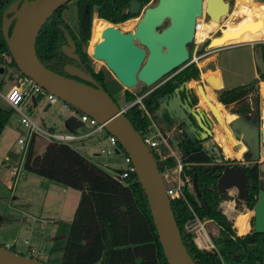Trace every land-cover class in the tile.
I'll return each instance as SVG.
<instances>
[{"label": "trees", "instance_id": "16d2710c", "mask_svg": "<svg viewBox=\"0 0 264 264\" xmlns=\"http://www.w3.org/2000/svg\"><path fill=\"white\" fill-rule=\"evenodd\" d=\"M13 1L0 0V55L4 51L10 54L2 32V15ZM75 4L77 30L73 29L61 14V9L66 4L59 7L45 20L37 34L35 41L37 56L47 67L64 74H66L63 70L65 63L76 64L90 73L98 85L116 101L113 92L120 87L112 88L113 84L103 68L98 70L94 68L85 45L90 35L94 12L96 11L99 17L112 22L123 20L134 15L133 12H122V9L128 6L129 0H75ZM62 26L69 30L74 39L78 60L69 57L62 50V45L66 42ZM219 34L220 31L215 33V35ZM189 45L188 48L191 50L192 42ZM257 45H261L264 52V42H259ZM11 63L16 66L13 59ZM259 75L264 78L262 72ZM199 77L200 68L195 62H190L153 89L146 85L138 92L125 88L124 96L127 102L145 94L141 98L144 107L135 102L128 106L124 113L135 129L143 132L151 123L147 112L153 117L160 102V95L182 82L196 80ZM256 82L257 79L254 78L244 84L216 89L217 99L226 106L232 104L231 112L249 114L252 105L248 94L253 90L255 103H258ZM191 90L192 98L197 102V94L192 87ZM216 103L221 110L223 105ZM12 110L11 107L0 103V133ZM161 126L165 128L163 124ZM34 139L26 153L24 167L40 176L80 190L73 217L67 225L65 238L55 240L50 248V254L60 253L58 264H168L153 223L146 194L135 172L130 173L125 181H122L72 145L57 141H48L39 162L33 164ZM119 146L126 153L120 144ZM177 146L182 161L180 175L195 173L197 186L201 190L192 193L183 184V196L169 197L181 238L195 263L264 264V232H255L251 228L245 235L238 236L231 220L219 207L220 201L228 198L229 195L215 185L219 178L217 172L219 168L215 167L214 170L204 168L206 163L213 159V154L199 142L197 148H192L185 136L177 141ZM230 150H228L229 154ZM243 150L244 147H240L239 152ZM153 156L160 172L165 166L175 164L173 156L164 159H158L155 153ZM247 172L254 186L249 196L243 199L246 206L252 208L257 199L259 172L256 165ZM195 215L201 221L209 219L217 224L219 233L216 236L210 235L217 251L215 248L200 249L192 244L193 234L185 230L184 222ZM193 242L199 246L195 239ZM9 248L16 250L13 245Z\"/></svg>", "mask_w": 264, "mask_h": 264}, {"label": "water", "instance_id": "95a60500", "mask_svg": "<svg viewBox=\"0 0 264 264\" xmlns=\"http://www.w3.org/2000/svg\"><path fill=\"white\" fill-rule=\"evenodd\" d=\"M69 1L14 0L10 3L2 15V32L10 55L22 74L32 77L61 99L95 117L117 137L135 166L167 263L196 264L181 238L157 161L122 107L98 85L90 73L76 64L65 63L64 74L50 69L37 56L35 41L41 26L52 12ZM136 6L138 2L132 0L130 12H135ZM202 9L203 0H158L144 9L132 30L124 31L115 25L105 26L101 32L102 38L90 52L91 57L102 60L123 86L129 88L143 82L153 89L190 63L188 43L193 40L196 19L203 13ZM229 9L228 0H205L204 11L211 20L220 21ZM9 12L11 14L8 15ZM166 17L169 23L158 29L157 26ZM62 30L66 40L62 50L78 60L72 35L65 26H62ZM224 45L209 44L210 47ZM253 56L255 64L264 74L261 45L257 46ZM197 89L206 101L208 110L198 106V96L197 102L189 96H182V92L188 93L189 90L188 82H182L160 95L158 108L153 114L167 131L172 132L176 143L178 133H181L192 148L198 147V140L213 135V120L223 124L220 112L208 99L202 84H198ZM254 107L249 114L236 113L227 124L232 135L246 146L243 154H246L247 160L260 162L263 169L264 160L260 159L264 157V118L259 105L255 104ZM65 121L73 129L83 124L75 115L67 116ZM218 181L220 186H238L242 198L249 196L248 175L240 166H224ZM261 184L263 188L252 207L255 232H264V182ZM193 185L198 188L195 173ZM0 264L49 263L0 244Z\"/></svg>", "mask_w": 264, "mask_h": 264}, {"label": "rangeland", "instance_id": "374dc122", "mask_svg": "<svg viewBox=\"0 0 264 264\" xmlns=\"http://www.w3.org/2000/svg\"><path fill=\"white\" fill-rule=\"evenodd\" d=\"M228 1L230 3L229 12L227 14L223 15L221 17L220 21H217V24L211 30H209L206 27V24L210 21V19L207 17V15H204V16L202 15L201 16L200 21H202L203 24L199 23L201 26H200V30H199V35L198 36H202L201 32H205L206 35H208V33L211 35L210 36V39H211L214 36H218V35H215V33L217 31L225 29V30H228V31H232L230 35H236V36L239 37V36H243L244 34L247 35V31H248L249 28H256V27L264 26V23L260 22V19H259L260 16L264 15V14H263V12L260 13L259 12L260 10H258L260 7L264 8V0L263 1L254 0V2L258 4V5H256V10H254V12H251L249 17L245 16V17H247L246 20L242 21V22H245V23L247 22V23L245 25H243L242 22H241V23L237 24L236 26H234V28L227 27L228 24H230V23H232L234 21H238V20L241 21L242 19L245 18V17H243L244 14H239L236 11V9H237V0H228ZM233 9H234V11H233ZM262 11H264V10H262ZM61 14L65 18V20L69 23V25L73 29L77 30L75 0H70L69 2H67L66 5L61 9ZM94 17H96V16H94ZM94 17L92 18V22H93ZM139 18H140V15L138 14L137 16L130 17V18H128V19H126L124 21H120V22H112L110 20L109 21L107 20L109 22V23H107V21H102V23L99 25L98 28H95L92 25V22H91L90 35H89L88 41H87V43L85 45V50L91 56L90 52L93 51L94 44L98 40L101 39V32L103 30V25L104 26H106V25L107 26L108 25H116L119 28H121L122 30L127 31V30H132L135 27V25H136V23H137ZM256 19L260 23H258V22H250V21H253V20H256ZM94 23H95V20H94ZM241 24H242V26H241ZM235 27H237V28H235ZM223 33H224V31H222L220 34H223ZM245 38H250V37H248V36L243 37V39H245ZM210 39L207 38L202 43L199 44V46L197 48V51L195 52V56L197 57V59H198L199 56H202L206 52V50L208 48H212L213 49V48L219 47V46L210 47L209 46V40ZM256 39H258V38H256ZM231 43H226V45L227 44H231ZM189 44L190 43H188V46H190ZM242 48H243V45H235L233 47H227V48H224V49H220L219 53L221 52V54H223L224 52H226V50L227 51L241 53V49ZM189 51H190L191 56H192L193 44L191 45V50H189ZM197 59L194 62L196 63V65L198 67H200V65L197 64ZM92 63H93V66H94V68L96 70H98L99 68H103V70L107 74V78L111 81V84H113L112 88L120 87L117 91L113 92V95H114V97H115V99L118 102L120 107L126 106L128 104V102L125 100L124 90L127 87L123 86L115 78L113 73L106 67V65L104 64V62L102 60H98V59L92 58ZM19 76H20V70L18 69V67L11 63V59L7 60L1 54L0 55V90L5 91L8 88V86L10 84H12ZM197 85H196V89H197ZM144 86H145V84L143 82H138L135 86L129 87L127 89H129L132 92H138L140 89L144 88ZM196 89L194 88L198 98L199 97L202 98V96L200 95L198 89L197 90ZM260 92L264 95V82H261V84H260ZM248 95H249L250 101H251V103H252V105L254 107V105L256 104L255 103V97H254L255 96V91L254 90L251 91ZM257 101H258L257 104L260 105L259 106L260 108H258V109H261L260 111H261V114H262L263 111H264V99L259 97L257 99ZM0 102L3 103L1 101V99H0ZM40 102H41V104L34 111L27 106V103L23 104V109H24L25 112L29 113L32 116V118L38 124H40L41 126H46L50 122L51 119H55L56 123L59 122V126H60V129H61V130L59 129L60 131H70L69 128H67L64 125V120L67 117L68 111L61 107V102L60 101H58L56 103H53L46 110H43V104L46 103V100L44 98H42ZM206 106H207V103H206ZM207 109H208V106H207ZM253 110L254 109H252V112H253ZM221 111H222L224 116L226 115V117H228L229 113L226 111L224 106L222 107ZM17 117H18V113L15 110H12V113L10 114L8 121L9 122L12 121V120L16 121ZM228 121H229V119L228 120L222 119V123H223V126L225 128V133L227 134V131L229 130V135L231 137H233L234 139H236L232 135V133H231L229 127H228V124H227ZM79 129H80V131H82L83 129H85V127L82 126ZM217 130H216V132H217ZM168 132H169V134H172V132H170V131H168ZM216 134L219 136L217 139L213 138V140H209L208 141L207 140L208 138H207L205 140H202L201 144L205 148H209V147H212V146L216 145L217 148H216V155L215 156L221 157V161H219L217 163L206 164L204 168L205 169L214 170L215 167H218L219 171H217V172H219V176H220L222 174V172H223L224 166H226L228 164L229 165H236L237 163H239L242 160L243 153L240 154L238 157H236L234 154L233 155H229V151H227L225 149L224 145H223L224 140H223V137H222V135H223L222 132H221V134H218V133H216ZM17 137H18V133L16 132V130L15 131L14 130L6 131V129L3 130V133H2V135L0 137V159H1V157H2V155L4 153V151H5V148L8 146V144H9V146L11 148L18 150L19 146H18V143H17ZM43 139L40 138L38 140L37 148L41 147L44 142H47L46 139H44V140ZM218 140L219 141L221 140V143H222L221 145L218 144ZM172 147L174 148L177 156L179 157V155H180L179 149L176 148L174 146V144H172ZM7 149H8V147H7ZM245 149H246V146H245ZM122 154L123 153L120 152L115 157L114 156H107V155H104V154H98V155L101 158L103 157V159L111 161L112 162L111 164L123 166L124 164L122 162L123 161ZM152 154H154V151H152ZM170 156H173V155H170ZM110 158H114L115 160H112ZM263 158L264 157H262L261 159H263ZM175 166H176V159H175V164L174 165L165 166L164 170L162 171V174L163 173L167 174V177H164V179L166 181V185H175L176 181L173 178H176L177 180L179 179L182 182V185L185 184L186 187L189 189V191H191L192 193L201 191L198 186H197L198 187L197 188L198 190H197L194 187V185H193V176H194L193 174L194 173H192V174L188 173L185 176H181L180 174H178L177 171H175ZM207 166H209V167L207 168ZM22 173H24V175H25L27 172L25 170H22ZM41 178H43V177H41ZM166 179H169V182ZM43 180H47V179L43 178ZM215 185L218 188H221V189L225 190L228 195H229V192L232 193V195H229L228 198L223 199L219 203V207L224 212V205L222 204V202L223 201H233V200L235 201L236 211L230 212V213H228V215H226L228 218L231 217V219H229V220H231L232 225H234L236 217H237L238 214H240V213H246V214L250 213L251 214L250 215V219H249L250 229L253 228V209L247 207L246 204L244 203L243 198L240 196L239 187L236 186V185H232V186H225V185L222 186L221 185L220 186L218 180L216 181ZM66 188H67V192L68 193H67V196L65 198H63V202H62L63 211L62 212H63V217L65 218V220H71V218L73 217L75 208L77 206V202H78V199H79V196H80V190L76 189V188H73V187H70V186H66ZM23 193H25V195H23ZM1 195H3V196H1ZM0 196H1V198L4 197L5 199L8 198V197H11L10 199L14 203L17 202V201L23 202L25 200V201L28 202V204L31 205V209H33V210H37V206H38L37 204H38L39 201L40 202L41 201L44 202V204H45L44 205V209H48L51 212L54 211L56 207H58V203L55 204L54 201H52L50 199L51 198V192L50 191L45 192V190L42 187H40V186L36 187V186L29 185L25 189V192H22L21 189L20 190L17 189V190H13L12 191L11 189L6 188L4 183H2V181H0ZM49 211H48V213H50ZM43 213H45V211H43ZM29 219H31V218H29ZM37 222H39V220H37ZM204 226H205L206 231L208 232L209 235L216 236V234L219 233L218 232L219 228H218L217 224L214 221H212V220H209V221L205 222ZM0 227H1V229L3 231H5V235L2 238H0V244L5 245L6 242H9V244L13 245V247L17 251L26 253V251L28 250L29 245H31L33 243V241L31 240V235H30L29 231L24 228L25 224L23 223L22 225H20L19 222H18V218H15L12 221L10 220L7 224L0 225ZM216 228H218V231L214 235L212 232H214L216 230ZM17 229H19V230L17 231ZM210 238H211V236H210ZM28 240H31V241L29 242ZM44 243H46L47 248H49L51 242L50 241L49 242L45 241ZM43 244H42L41 248L38 250V252H33L32 255L34 257H38L40 260H43V261H45V262H47L49 264H58V258H59L60 253L57 252V253H51L50 254L49 253V249L48 250H44V248H42Z\"/></svg>", "mask_w": 264, "mask_h": 264}, {"label": "crops", "instance_id": "0c3cea01", "mask_svg": "<svg viewBox=\"0 0 264 264\" xmlns=\"http://www.w3.org/2000/svg\"><path fill=\"white\" fill-rule=\"evenodd\" d=\"M258 10H260L259 11L260 13L263 12L264 14V11H262L264 10V8L260 7ZM249 16L250 15H248V17ZM246 18L247 17H245L241 21L238 20L237 24L241 23L243 20H246ZM259 19H260V22L264 23V20H263L264 15H261ZM207 28L211 30L209 28V24ZM230 28H234V26ZM205 36H207L206 33H205ZM245 36H248L250 38L243 39V37ZM215 37L217 36H214L209 40V44H210V41H212ZM232 40H238V41L231 43V44L224 45V46H219L213 49L208 48L202 56H199L197 59V64L200 65L199 67L200 77L199 79H196V80L192 79L188 81V86L190 88L192 87L193 89L194 88L196 89L197 84H202V87L207 97L208 96L210 97L208 99L211 100L212 102L216 101L219 104H222L224 108L226 109V111L229 114L233 115L231 118H233L236 114L235 112L230 111V107L232 106V104H230L229 106H226L222 102H220L217 99L216 89L223 88V87L228 88V87H233L239 84H244L256 78L258 98L260 97L264 99V95L260 92V84L261 82H264V78L260 77L259 75L260 72L258 70L257 65L255 64L254 56H253V53L258 46L257 44L259 42H264V26L256 27V28H249L247 31V35L244 34L243 36H239V37L236 35H230L224 41H232ZM235 45H243V48L241 49V53L227 51V50L223 54H221V52L219 53L220 49H224L227 47H233ZM263 55H264V52H263ZM41 99L42 98L40 97H33L30 100L26 101L27 106L34 111L41 104L40 102ZM197 104L200 108L207 109L206 101L202 99L201 97L198 98ZM50 105L52 104L46 101V103L43 104V110L48 109ZM252 109H253V105H252ZM263 114H264V111L262 113V116L264 117ZM231 118H229V120ZM223 119L228 120L226 118V115L223 117ZM156 121L160 123L157 119ZM64 125L67 128H69V130H76V131H80L79 128L84 126L82 124L81 126L73 129L67 125L65 120H64ZM45 127H48L53 130L60 129L59 122L56 123L55 119H51L50 122ZM5 129L6 131L16 130V132L18 133V136L23 132V127L20 124L18 117L16 118V121L15 120H12L10 122L7 121L6 125L4 126V128L2 129L0 133V137L3 133V130ZM212 131H213V135L207 139L208 141L213 140V138L217 139L219 136L216 133L221 134L222 132L223 140L224 142H226L227 134L225 133V128L223 124H220L214 121ZM104 135H105V132L101 131L91 136L78 139L73 142V147L76 148L81 153L85 154L86 156H89L93 161H99V162L107 161L109 162V165L111 168L120 167V165L111 164L112 163L111 161L103 159V157L101 158L98 155L99 153L97 151V147L94 144V141L95 139L103 137ZM40 138L43 139V137L41 136L35 137L34 142H33V150H34L33 164H37L39 162L41 153L46 143L48 142L47 140V142H44L41 147L37 148V143ZM218 144L220 145L222 144L221 140L220 141L218 140ZM7 147L5 148V151L0 159V181L4 183L6 188L11 189L12 191L21 189L22 192H25V189L29 185L36 186V187L40 186L45 190V192L47 191L51 192L50 199L54 201L55 204L58 203V207H56L55 210L51 212L48 209H44V205H45L44 202L39 201L37 204L38 205L37 210H33L31 209V205L28 204V202L25 200L23 202L17 201L14 203L10 199L11 197H8L5 199L4 197L1 198V196H3L1 195L0 196V225L7 224L10 220L12 221L13 219L18 218V222L20 225H22L23 223L25 224L24 228L29 231L31 235V240L33 241V243L31 244L32 246L29 245L28 250L26 251V254L32 255L33 252H38V250L41 248L42 244L45 241H48V242L50 241L51 242L50 246L49 248H47L46 243H44L42 248H44V250L49 249V253H50V248L53 242L55 240H62L65 238L67 225L71 221V220H65V218L63 217V212H62L63 211L62 202H63V198L67 196V193H68L67 188L65 185L59 182L50 180L46 177L36 174L35 172L31 170L26 169L24 165L22 168H20L17 174L13 173V168L18 163L20 154L17 149L11 148L9 144ZM175 147L178 148L177 143ZM244 151L245 150H243L241 154L244 153ZM235 156L238 157V155H235ZM36 159L38 160L36 161ZM110 159L115 160L114 158H110ZM35 161L37 163H35ZM105 168L108 169L107 167ZM22 170H25L27 173L24 175V173H22ZM41 177L47 180H43V178ZM23 195H25V193H23ZM43 211H45V213H43ZM48 211L50 213H48ZM37 220H39V222H37ZM207 221H209V219L204 220L203 225ZM204 229L206 231L205 226H204ZM18 230L19 229H17V231ZM217 231H218V228H216L214 232L212 231L211 232L215 235ZM206 234L211 240L210 235L208 234L207 231H206ZM4 235H5V231H3L0 227V238H2ZM31 240H28V241L30 242ZM6 243H9V242H6ZM200 243H201V245L199 244L200 247L202 248L206 247L205 244H203L202 242Z\"/></svg>", "mask_w": 264, "mask_h": 264}, {"label": "built area", "instance_id": "2783aa9c", "mask_svg": "<svg viewBox=\"0 0 264 264\" xmlns=\"http://www.w3.org/2000/svg\"><path fill=\"white\" fill-rule=\"evenodd\" d=\"M204 6H205V0H203V9H202L203 13L201 14V16L206 15L204 11ZM201 16L197 17L196 19V26L192 40L193 52L191 56V53L189 51L191 57L189 62H194L197 59V57L195 56V52L197 51L199 44L202 43L207 38L210 39L211 36L209 33L205 37L197 35L198 24L202 23V21H200ZM1 54L7 60L12 59L11 55L6 51L2 52ZM144 94L138 95L134 100L128 102L126 106L122 107V109L125 111V109L128 106L132 105L135 102H138L142 107H144L141 99ZM33 97L44 98L50 104L60 101L61 107L68 111L67 116L69 115L77 116L83 122V125L86 127V129L83 131H76V130L60 131V130L50 129L45 126H41L32 118V116L29 113L25 112L23 109V104L26 103L27 100H30ZM0 99L3 102V103L0 102L2 105L4 106L8 105L18 113L19 122L23 127V132L17 137V143L19 146L18 151L20 157L18 163L13 168V173L17 174L20 168L23 167L26 153L32 142V139L37 136H41L48 141L64 142L73 146L74 141L91 136L101 131L105 132V135L103 137L95 139L94 141L98 153L115 157L120 152H122L123 153L122 162L124 165L117 168H111L109 162L107 161L104 162L95 161V162L99 163L103 167H107L114 176L118 177L122 181H125V179L129 176L130 173L135 172L134 164L132 163L128 154L122 151L121 147L119 146L120 143L114 134L108 132L104 128L103 124L99 123L95 117L89 115L86 112L80 111L78 108L71 105L69 102L61 99L58 95L52 93L51 91H49L48 89L37 83L32 77L21 73L20 76L12 84H10L5 91L0 90ZM147 115L150 117L151 123L145 131L140 132L144 142L149 147L151 152L154 151V153L158 155V159H164L167 156L173 155L176 159L175 171H177L178 174H180L182 169V161L180 155L178 157L174 148L172 147V144H174V146L176 145V141L173 140L172 134H169V132L166 129L162 128L161 124L156 121L154 115L152 117V115L149 112H147ZM216 148H217L216 145L206 148L210 153L213 154V159L206 164H212L221 161V157L215 156ZM161 176L163 178L166 187V192L169 197L183 196L182 182L179 179L177 180L176 178H173L176 181L175 185H166V181L164 177H167V174L166 173L162 174L161 172ZM166 180L169 182V179ZM248 225H249L248 231H250L249 220H248ZM198 226H201L206 234L203 221H201L196 215L187 219L184 222L185 230L193 234L191 241L192 244L200 249H210V248L216 249L214 242L212 241V239L211 240L209 239L207 234H206L207 240L206 241L203 240L202 242L203 244L206 245V247L202 248L200 246H197L193 242V239L198 236L197 235ZM233 226L236 229V232H238V228L235 227V224ZM5 246L9 247L10 244L6 243Z\"/></svg>", "mask_w": 264, "mask_h": 264}, {"label": "flooded vegetation", "instance_id": "af4514ba", "mask_svg": "<svg viewBox=\"0 0 264 264\" xmlns=\"http://www.w3.org/2000/svg\"><path fill=\"white\" fill-rule=\"evenodd\" d=\"M131 1L132 0H129V4H128V6L127 7H124L123 9H122V12L123 13H126L127 11H129L130 12V3H131ZM137 2H138V6H136V11L135 12H133L134 13V15H132V16H129V17H126L125 19H123V20H120V21H124V20H126V19H128V18H130V17H134V16H137L138 14L140 15V17H141V15L143 14V12H144V9L147 7V6H150V5H154V4H156L157 2H158V0H136ZM95 14V15H94ZM94 14H93V17L94 16H96V17H94V19H93V22H92V20H91V22H92V25L95 27V28H98L99 27V25L102 23V21H107V19H105V18H103V17H99L97 14H96V11L94 12ZM92 17V18H93ZM100 19H105V20H100ZM94 20H95V23H94ZM109 21V20H108ZM107 21V22H108ZM120 21H117V22H120ZM94 23V24H93ZM109 23V22H108ZM169 23V19L166 17V18H164V20H163V22L160 24V25H158L157 26V28L158 29H161V28H163L164 26H166L167 24ZM208 24H209V22H208ZM116 26V25H115ZM121 29V28H120ZM221 35V34H220ZM72 63V62H71ZM189 87V86H188ZM182 96L184 97V96H189L190 98H192V96H193V94H192V90H191V88L189 87V90H188V93H186V91H184V92H182ZM252 112V111H251ZM233 115L232 114H229L228 115V117H226L227 119H229V118H231ZM213 122H214V120H213ZM212 127H213V124H212ZM228 132H229V130H228ZM184 137V134H181V133H178V139L179 140H181L182 138ZM186 137V136H185ZM197 142H199V143H201V141H197ZM223 145H224V147H225V149L228 151V150H230V154L229 155H240L241 153L239 152V150H240V147H244V149H245V145H244V143L242 142V141H239V140H236V139H234L233 137H231L230 135H228L227 136V140H226V142H224L223 143ZM238 148V149H237ZM233 152V153H232ZM240 153V154H239ZM246 154H243V156H242V160L239 162V163H237L235 166H240V167H242V168H244V170H245V172H246V174L248 175V190H249V192H251L252 191V187L254 186V184H253V182L251 181V178H250V176H249V174H248V172L247 171H249V170H251L255 165L257 166V170H258V172H259V175H258V187H257V194L256 195H258V193H259V191L263 188V186H262V184H261V182L263 181L264 182V168L262 169L261 167H260V162H252V161H249V160H247V158H246V156H245ZM260 160H264V158L263 159H260ZM243 201H244V199H243Z\"/></svg>", "mask_w": 264, "mask_h": 264}, {"label": "bare ground", "instance_id": "6f19581e", "mask_svg": "<svg viewBox=\"0 0 264 264\" xmlns=\"http://www.w3.org/2000/svg\"><path fill=\"white\" fill-rule=\"evenodd\" d=\"M256 5H257V3H255L254 0H238L237 1V9H236V11L239 14H244L243 17H245V16L250 15V13L253 12L256 9ZM233 11H234V9H233ZM250 22H258V20L256 19V20H253V21H250ZM244 23H242V24H244ZM216 24H217L216 20H210L209 21V28L210 29L214 28V26ZM236 24H237V21H234V22L228 24L227 27H233ZM242 24H241V26H242ZM200 26L201 25L198 24L197 35H199ZM206 27H208V24H206ZM103 28H105L104 25H103ZM235 28H237V27H235ZM222 31H224V33L219 35V36H217V37H215L212 41H210V45H221V44H226V43H231V42L233 43V42L238 41V40L224 41L228 36H230L232 31H228V30H225V29H223ZM201 35H202V37H205V32H201ZM220 40H222V41H220ZM208 98H210V97L208 96ZM213 103L215 104L216 108L220 112L221 118L223 119L224 115H223L222 111L218 108L216 101H214ZM228 135H229V132L227 131V136ZM197 235H198V237L195 238V240L197 241L198 244H201L200 242H203V240H205V241L207 240L206 234L203 231L201 226L197 227Z\"/></svg>", "mask_w": 264, "mask_h": 264}, {"label": "clouds", "instance_id": "9594fccd", "mask_svg": "<svg viewBox=\"0 0 264 264\" xmlns=\"http://www.w3.org/2000/svg\"><path fill=\"white\" fill-rule=\"evenodd\" d=\"M18 91V90H17ZM229 195H232L231 192H229ZM222 204L224 205V214L228 215L230 212L236 211L235 208V201H223ZM250 213H240L237 215L235 220V227L238 228L237 235L243 236L246 234V232L249 230L248 220ZM231 219V217H229Z\"/></svg>", "mask_w": 264, "mask_h": 264}]
</instances>
